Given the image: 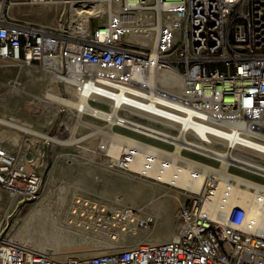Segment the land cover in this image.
<instances>
[{
	"label": "built area",
	"instance_id": "2783aa9c",
	"mask_svg": "<svg viewBox=\"0 0 264 264\" xmlns=\"http://www.w3.org/2000/svg\"><path fill=\"white\" fill-rule=\"evenodd\" d=\"M58 1L0 0V59L29 67L44 64L50 70L60 59L66 64L65 74L90 96L119 97L121 116L136 111L170 132L169 138H151L172 151L179 146L185 150L190 141L198 140L196 128L212 131L221 123L237 126L233 132L241 135L238 141L254 138L264 146V0H108L122 16L120 22L109 19L86 33L75 29L69 35L18 16L22 5ZM167 73L182 78L181 90L167 89L160 82ZM147 79L157 82L150 85ZM126 123L119 119V126L128 127ZM127 149L112 166L155 181H160L157 171L173 162L170 155L149 153L142 170L136 171L131 166L138 149ZM195 149L188 152L202 154ZM238 152L227 148L225 163L208 156L215 169L202 177L193 171L179 188L182 200L172 240L144 241L122 253L60 261L0 237V264H264V227L259 224L264 188H252L257 212L229 206L223 185L236 181L217 170L232 174L231 168L247 167L233 157ZM182 164L177 160L173 166ZM173 182L168 184L175 186ZM43 184L41 173L18 153L0 146L4 191L30 202L40 195ZM92 213L96 228L116 240L119 231L136 233L152 222L130 207L100 205Z\"/></svg>",
	"mask_w": 264,
	"mask_h": 264
},
{
	"label": "rangeland",
	"instance_id": "374dc122",
	"mask_svg": "<svg viewBox=\"0 0 264 264\" xmlns=\"http://www.w3.org/2000/svg\"><path fill=\"white\" fill-rule=\"evenodd\" d=\"M71 1L72 3H66L65 0H59V3L53 5H22L18 9V16L36 22L55 33L69 35L80 22L79 13L90 9L83 7L85 3L94 0ZM102 1L104 6L106 4L107 13L100 15V18H90L92 29L107 23L110 11L117 10L108 0ZM119 21H121L120 16ZM63 74L66 75L65 71ZM52 78L53 73L44 64L29 67L0 59V117L8 121V123L0 122V146L18 153L21 159L41 173L44 179L40 195L30 202H23L20 197L12 196L0 187V237L27 246L22 242L23 239L28 240V238L23 235L24 230L21 228L32 208L44 199L46 207L52 210L51 213L55 217L56 230L76 232L75 229L68 227H72L75 223L70 217L79 212L84 214L81 218H85V222H93L92 210L96 206L98 208L100 205H105L114 209L130 207L138 215L150 217L152 222L147 229L138 228L136 233L127 231L123 234L134 237L142 234L138 240L140 242L145 241L149 235V238H153L158 227L155 212L144 204L134 205L120 186L123 180L133 184L163 186L160 193L150 197L152 208L158 206L161 197L176 196L175 205L169 208L171 223L176 232L175 212L182 200L180 189L113 167L112 163L117 159H114L108 151L115 141L114 135L171 152L173 149L132 128L121 127L103 117L76 111L66 104L58 106L55 102L44 99ZM57 85L61 95L72 97L62 81ZM94 104L107 112L111 108L107 103L94 102ZM125 115L140 123L154 126L147 116L136 111H128ZM45 134L56 139L48 140ZM216 144L218 148L225 149L223 143ZM131 145H125L124 148ZM239 151L264 163V158L259 154L249 150ZM121 156L119 153L118 159ZM183 156L216 167L214 161L205 156L194 155L188 151L183 152ZM229 172L239 177L253 178L256 183H264V177L253 176L244 169L231 168ZM106 186L113 187L112 193L108 196L102 193ZM49 199L53 200L47 202ZM64 211L71 212L70 217L64 214ZM80 225L82 226L80 223L77 228L82 229ZM91 227L86 224L84 232L79 233L80 237H76L78 240L65 246L70 251L68 255H78L77 251L87 248H90L87 250L89 252L112 251L115 250L114 246L130 244L120 233L119 240H116L110 233ZM27 247L38 251L35 247ZM44 252L54 253L52 248H47Z\"/></svg>",
	"mask_w": 264,
	"mask_h": 264
},
{
	"label": "bare ground",
	"instance_id": "6f19581e",
	"mask_svg": "<svg viewBox=\"0 0 264 264\" xmlns=\"http://www.w3.org/2000/svg\"><path fill=\"white\" fill-rule=\"evenodd\" d=\"M103 2L104 1L102 0H94L85 3L83 7L90 9H86L79 13L81 19H79L80 22H78V26L75 29H78L80 33L88 32L91 23L90 18H95V17L100 18V15L107 13L106 12L107 10H105L106 4L104 6ZM108 16L110 21H113L114 23H117L119 21L118 19L120 15H118L116 12L110 11V14ZM120 19L121 20L123 19L122 16ZM64 71H66V64L65 62H62L59 59L58 65L55 68V70H51V72L53 73V78L51 84H49L50 86L46 92V96L44 99L50 100L52 103L55 102L58 106L60 104H66L71 109H76V111L79 110V112L86 113L88 115L100 116L103 117L104 119H107V121H112L116 124H118L119 119H125L127 122L126 124L129 128H132L134 131L144 133L149 137H154V136L168 137V138L172 137V134L170 132L162 128L140 123L129 116H121L119 113L120 110L119 107L121 105L119 97L117 98L112 95H108L109 93H105V97L102 98L97 96L92 97L87 91L83 89V87H79L77 81L73 79L71 76H69V74L66 73V75H64L63 74ZM68 71L71 72V68H69ZM60 81H62L65 84L67 91H69L72 97H64L63 95L60 94L57 85L58 82ZM153 82H157V81L153 79H149V80L147 79V83L150 84ZM160 82L167 89L177 91L183 88L182 78L176 76L175 74H170V73L164 74ZM94 102H102V103L110 104L111 108L107 112L103 109H99V107L96 106ZM0 122L8 123V121L2 117H0ZM236 127L237 126L234 124H222V123L217 125L216 128H214V130L212 131L208 130V128L205 126L198 127L195 129L198 134L197 135L199 138L198 140L190 141V146H187L185 150L179 146L178 148H176L175 151L172 152L163 148L155 147L149 144L139 143L137 141L128 140L125 139L124 137L114 135L115 141L113 142V145L108 149V151L113 156L114 159H118L117 156L119 155V153H121L122 155L125 153L126 150H128L127 148L136 146L138 149V156L131 166L132 169L136 171L142 170L143 165L141 164L143 162L145 153L147 154L154 153L157 156L170 155L172 158L171 161L173 162H171V164L157 171V175H159V179H160V181L158 182L168 184V182L170 183L171 181L174 180L173 184L176 186V188H180L188 181L193 171L198 172L202 177L207 170L215 169L214 167L206 165L203 161L191 160L183 156V152L190 151L191 149L196 150L195 147L201 149L202 152L201 155L205 157L211 156L214 159L219 160L221 163H225L224 156L226 155L227 148H230V150L237 149L238 151L249 150L251 152L259 154L264 158V146L257 144L254 138H249L247 140L245 139L246 142L238 141V139L241 138L240 137L241 135L239 134V136H237V134L233 132L236 129ZM44 136L48 140L56 139L48 134H45ZM217 142L223 143L225 145V149L218 148L216 144ZM207 143H211V144H207ZM125 145H131V146L124 148ZM233 157L236 160L247 165V167L245 166L240 167L241 169H244L247 173L249 172L255 173L261 177H264L263 162L255 158L243 155L239 152L237 154H234ZM177 160L181 161L183 164L176 169V167H174L173 165H174V161ZM175 169L177 171L176 172L177 175H174ZM217 170L221 171V174L224 175L226 178L232 176L233 179H235L236 181L234 185H229L227 183L223 185L224 191L230 195L228 199L229 206L237 205L246 209H251L253 212H257V210L259 209V203H257L254 199V191H252V188L256 189L260 187V185L264 188V183L257 184L255 181L247 179V177H239L237 174H233V173L229 174L228 171L223 168ZM120 186L124 189L127 198L134 205L142 206V204H144L145 206L150 207V209H152L155 212L158 218V227L153 238H149L150 236L149 235L148 236L149 239L146 238L145 241L156 243L162 241H169L176 237L175 228L171 223V215L169 213V208L175 205L176 196L175 198L173 197L171 198V196L170 197L163 196L161 197L158 206L152 208L149 199L152 195L160 193L161 191L160 189L163 186H155L151 184H133L125 180L120 182ZM112 191H113V187L106 186L102 193L108 196L112 193ZM42 200L43 201L36 204L32 208V210L27 216L28 217L27 221L23 224L21 228L24 230L23 235L26 238H28V240L23 239L22 242L27 246H32L37 248L38 251L36 252L38 253L49 254L61 261H66L68 259H85L100 254L122 253L125 249L140 243V241L138 240L140 236L142 237V234H139L140 235L139 237H134L132 235L127 236L123 234L124 232L119 231V233L123 235L122 237L125 239L127 238L130 244L126 243L123 246H119V245L114 246L113 249L115 250L112 251L100 250L97 252H89L87 250L88 249L90 250V248H87V250L77 251L79 252L78 255H68L70 251H68L65 246H67L68 244L75 243L78 240L76 237H80L79 233L84 232V230L86 229V224L91 225L92 229L97 227V225L95 222H85L86 219L81 218V216L84 215L81 212H79V214L78 213L74 214V216L70 217L69 214H71V212L69 213V211L66 212L64 211V214L69 216L75 222V223L73 222L74 225L72 227L69 226L68 228H73L75 229L76 232H68L66 230H59V229L56 230V220L54 219L55 217L53 213H51L52 210L49 207H46V203L44 202V199ZM52 200L49 199L47 202ZM80 223L82 224V226L80 225L81 227H83L82 229L77 228L78 227L77 225H79ZM259 224L264 227V198H263V204L261 205V211L259 213ZM47 248H52L54 253H45L44 251Z\"/></svg>",
	"mask_w": 264,
	"mask_h": 264
}]
</instances>
